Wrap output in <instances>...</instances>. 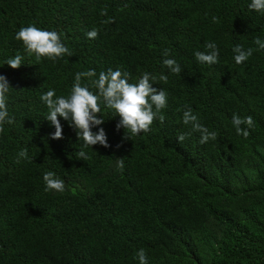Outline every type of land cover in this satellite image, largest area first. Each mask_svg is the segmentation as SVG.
Listing matches in <instances>:
<instances>
[{
    "label": "trees",
    "instance_id": "1",
    "mask_svg": "<svg viewBox=\"0 0 264 264\" xmlns=\"http://www.w3.org/2000/svg\"><path fill=\"white\" fill-rule=\"evenodd\" d=\"M250 2L0 0V75L11 86L14 119L0 133V264H139L141 248L147 264H264V49L254 43L264 41V13ZM28 25L56 31L73 55L28 56L15 39ZM208 42L219 49L218 63L199 64L194 53H207ZM238 44L253 48L242 64L234 61ZM15 55L24 57L18 69L5 63ZM90 69L91 79L108 69L128 72L130 83L150 73L167 107L163 122L124 139L119 117L101 105L105 122L92 131L103 128L110 147L85 148L84 161L67 121L60 118L63 138H51L40 96L55 89L67 97L75 74ZM91 79L82 85L91 89ZM187 108L216 140L199 142L201 134L182 122ZM233 114L252 116L247 138ZM23 149L30 159L17 163ZM48 171L64 180V192L45 191Z\"/></svg>",
    "mask_w": 264,
    "mask_h": 264
},
{
    "label": "clouds",
    "instance_id": "2",
    "mask_svg": "<svg viewBox=\"0 0 264 264\" xmlns=\"http://www.w3.org/2000/svg\"><path fill=\"white\" fill-rule=\"evenodd\" d=\"M249 9L257 13H264V0H251L248 4ZM107 10L102 9L101 15H106ZM112 22V18L103 20L101 23L107 24ZM98 35L97 29H92L86 33L89 39H95ZM15 39L21 41L24 51L28 56H34L37 62L42 59L56 62L65 55L72 56L71 50L62 42L60 34L56 31L42 30L34 25L21 27L15 34ZM254 43L259 49H264V41L259 37L254 39ZM208 49L207 53L196 51L194 53L196 61L199 64H216L218 63L219 49L214 42L205 44ZM234 61L236 64L246 62L253 53V48L244 49L242 45H235L232 49ZM169 51H163L164 56H168ZM24 57L15 55L9 58L5 63L12 69H18L23 63ZM163 64L173 74H180L181 67L174 59H165ZM97 74L94 69L77 72L70 94L57 96L55 89H49L40 96V100L48 109L44 117L54 126L55 131L50 134L52 139L63 138V126L60 118L67 121L69 126L75 131L77 140L82 141L83 148L77 152V159L86 161L89 157L85 148L93 145H101L105 148L110 147L106 139V133L103 128L93 132L92 129L102 125L105 119L102 116V107L111 110L112 118L119 117L116 123V129H124V139H131L141 132H148L153 122L159 117L163 122L161 110L167 107V93L163 89L153 87L155 76L150 73H143L136 83L129 82V73L120 70L113 71L108 69L106 72L101 71L96 79ZM82 78L91 79V90L89 86L82 85ZM167 76L161 75L159 80L167 83ZM10 85L4 75H0V133L4 132L5 123L12 124L14 119L9 116L7 109V96ZM179 110V109H178ZM182 122L184 125H190L191 131L199 132L200 143L205 144L210 139L216 140L217 133L209 132L208 129L200 123L196 114L191 108L183 110ZM232 124L238 135L247 138L250 135L249 128L254 127L252 116L244 118L233 114ZM246 125L247 127H241ZM185 134L177 136L178 142L185 140ZM19 158L30 159L27 150L23 149L18 153ZM117 168L123 169V160L117 162ZM45 191L62 193L65 190L63 179L57 178L52 171L45 172L43 175ZM139 264H147V256L143 248L136 253Z\"/></svg>",
    "mask_w": 264,
    "mask_h": 264
}]
</instances>
